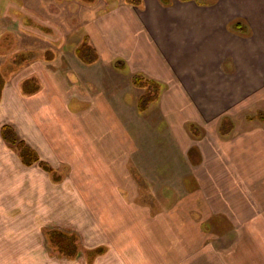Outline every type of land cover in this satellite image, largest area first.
<instances>
[{"label":"crops","instance_id":"0c3cea01","mask_svg":"<svg viewBox=\"0 0 264 264\" xmlns=\"http://www.w3.org/2000/svg\"><path fill=\"white\" fill-rule=\"evenodd\" d=\"M104 4L107 9L91 10L82 26L80 44L85 40L96 60L83 62L76 47L72 54L62 51L58 64L57 58L47 60L42 73L32 74L39 77L41 91L22 96L4 85L0 190L4 185L11 191L24 179L40 189L38 177L26 176L29 168L3 139L5 124L55 169L69 168L70 176L86 169L95 179L101 172L123 182L127 208L114 200L93 203L108 216L106 210H122L115 222L122 228L116 235L118 264H264V116L250 125L238 118L254 110L264 115V0ZM116 61L123 62L122 69ZM134 75L161 87L158 100L144 112L138 109ZM223 121L229 123L227 131H220ZM192 126L199 131L192 132ZM42 131L70 132L50 138ZM65 135L74 137L73 160H66ZM119 136L121 147H114ZM131 166L142 179L169 183L180 200L153 217L144 206H131L135 181L124 170ZM50 201L48 195V216L56 210L65 214ZM180 225L185 232L201 227L200 262ZM151 229L155 244L147 234ZM166 231L169 236L162 239Z\"/></svg>","mask_w":264,"mask_h":264},{"label":"rangeland","instance_id":"374dc122","mask_svg":"<svg viewBox=\"0 0 264 264\" xmlns=\"http://www.w3.org/2000/svg\"><path fill=\"white\" fill-rule=\"evenodd\" d=\"M173 1L171 0V3ZM197 1L208 4L214 0ZM105 2L107 5H111L128 2V0H0V84L2 83L0 97L4 85H7L13 92L18 89L23 93L22 96L41 91L39 77L32 74L36 72V69L42 73L41 65L46 64L47 60L51 61L57 58L54 64H58V60L64 58L63 55L59 56L62 51L71 53L77 47V52L79 48L87 46L84 39L80 44L84 36L83 23L87 20L91 10L107 9L104 7ZM141 77L143 81L147 80L146 77L142 75ZM140 89L138 88L139 98L145 92L144 89ZM160 90L161 87L159 95ZM153 103H150L147 109ZM263 116L261 112L254 110L247 115L241 112L238 118L249 124L252 120L263 121ZM228 119L230 120V118ZM228 124L226 121L222 122L220 130L227 129ZM3 127L2 131H7L9 139L14 138L26 144L24 137L17 136L12 126L4 124ZM191 131H199V129L192 126ZM21 132L24 136L28 131ZM42 132L44 136L47 137L50 134V138H53L58 132L59 135H62L70 131ZM72 137L66 135L63 137L66 160H73L72 155L76 151L73 147L75 141L72 143L74 137ZM115 139L114 147L116 145L121 147L120 136ZM52 145L54 146V144ZM8 146L18 156L17 149L10 144ZM31 149L35 151L33 148ZM19 161H21L20 158ZM43 162L51 167L48 162ZM23 166L29 168L25 170L28 171L26 176L38 177L40 189H33L27 179L13 183L11 191L1 185L3 190H0V264H118L116 254L119 253L121 245L117 244L116 235L122 228L118 224L116 226L115 222L122 216L120 215L122 210L103 209L102 211L106 210V213L110 214L108 216L98 213L93 203L105 206L107 203L111 205L114 200V202H118L119 206L123 205L120 208H127L128 198L124 193L127 194L128 190L125 185L123 186V182L117 179L113 180V177L110 179L109 174L101 172H98V177L95 179L89 175V172H85L86 169H78L75 176H70L69 168L58 170L51 167L52 172H47L39 166L38 162L32 165L23 164ZM38 169L41 171L40 173L33 172ZM105 170L102 169V172ZM109 170L112 171V168ZM114 170L116 171V168ZM117 170L122 172L121 167ZM124 170L125 173L128 170L129 177L135 181V191L133 192L135 199L129 204L144 206L150 210L151 217L161 211L166 212L180 200L177 191L169 183L164 181L154 183L152 180L142 179L138 170L132 166L124 168ZM66 175L69 176L66 178ZM63 178H65V182L60 184ZM43 185L54 190L47 191L45 188L43 193L41 188ZM58 187L60 188L58 189ZM48 195L52 201L54 199L60 207L65 208V214L57 210L52 215L46 214L45 201ZM130 209L133 208L130 207ZM128 213L132 212L128 211ZM127 216L125 214L123 218H127ZM98 224L103 226H98ZM181 228L183 226L180 225V235L184 239L191 238L195 243L193 256L200 262L203 244L201 227L195 225V230L192 232L182 231ZM147 234L155 244L153 238L157 237H155L153 229L147 231ZM63 235L70 237V242H72V244H68L70 248L72 246L69 256L61 252L66 241ZM167 236H169L168 231L163 233L162 239H166ZM97 250H101V253L95 254L94 251ZM178 251L182 253L185 250L183 247H179ZM186 254L187 251L184 255L186 256ZM187 257L190 258L192 255L189 254ZM178 259L186 260L185 257ZM178 264L181 263L178 262Z\"/></svg>","mask_w":264,"mask_h":264},{"label":"trees","instance_id":"16d2710c","mask_svg":"<svg viewBox=\"0 0 264 264\" xmlns=\"http://www.w3.org/2000/svg\"><path fill=\"white\" fill-rule=\"evenodd\" d=\"M159 2L162 5L166 6L171 3V0H159ZM128 3L139 5L141 3V0H136V1L128 0ZM239 27H240V24L233 25V28L235 29H238ZM77 55L85 63H91L94 60H96L94 51L89 46L79 48L77 50ZM115 66L118 69H122L124 65L122 61H116ZM142 79L143 78L139 75H134L132 77L133 86H135L136 88H141L145 90L144 94L138 99V108H139V111L141 112L145 111L150 103L155 102L158 99L159 89H160V85L157 82H154L148 79L147 80L145 79L146 81L145 80L143 81ZM1 84H0V87H2ZM3 128L8 129L7 127H3ZM190 129H192V127ZM223 130L225 129H221L220 131H223ZM227 130L228 129H226V131ZM7 134H8L7 131H2L3 139L7 143H9L11 146L17 149L18 156L23 164L32 165L33 163L38 162L39 166L43 168L45 171L52 172L51 167L47 163L40 161L39 157L37 156V153H35V151H33L28 145H26L23 141H20V140L17 141L14 138L9 139ZM63 236L66 238V241L64 243V249L61 252L64 253L66 256H69L70 251L72 250L71 249L72 246L70 248L68 244H72V242H70V237H68L67 235H63ZM94 252L95 254H100L101 250L100 251L97 250Z\"/></svg>","mask_w":264,"mask_h":264}]
</instances>
